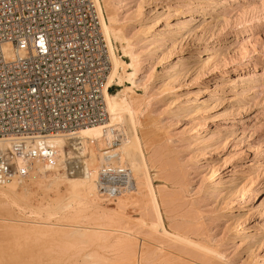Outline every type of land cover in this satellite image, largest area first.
Segmentation results:
<instances>
[{
	"label": "rangeland",
	"instance_id": "374dc122",
	"mask_svg": "<svg viewBox=\"0 0 264 264\" xmlns=\"http://www.w3.org/2000/svg\"><path fill=\"white\" fill-rule=\"evenodd\" d=\"M106 1L140 59L138 94L149 102L140 136L163 227L219 254L205 264L264 262V0ZM18 182L17 202L0 199V264H127L122 240L130 236L136 264L203 261L197 250L176 249L144 229L142 221L154 222L144 195L121 209L104 199L110 219L87 208L67 222L68 211L52 204L64 199L63 187ZM65 224L103 234L84 242L57 229L31 230Z\"/></svg>",
	"mask_w": 264,
	"mask_h": 264
},
{
	"label": "built area",
	"instance_id": "2783aa9c",
	"mask_svg": "<svg viewBox=\"0 0 264 264\" xmlns=\"http://www.w3.org/2000/svg\"><path fill=\"white\" fill-rule=\"evenodd\" d=\"M109 50L93 0H0V186L26 178L35 161L54 162L45 139L106 120ZM122 135L115 133L110 148ZM84 159L63 162L76 176ZM94 183L114 200L132 191L131 172L99 162Z\"/></svg>",
	"mask_w": 264,
	"mask_h": 264
},
{
	"label": "bare ground",
	"instance_id": "6f19581e",
	"mask_svg": "<svg viewBox=\"0 0 264 264\" xmlns=\"http://www.w3.org/2000/svg\"><path fill=\"white\" fill-rule=\"evenodd\" d=\"M93 1L96 5V9H97V12L100 18L102 32H103V36L108 46L109 58H110V63H111V69L107 77L106 87H113V86L119 87V89H117L115 92L106 91L104 93L106 112H107L106 120L103 123L82 126V127H78L74 129L73 131H67L65 133L47 137L45 139V143L47 145H51L55 147L57 149V153L59 157L54 162H50V163L35 161L28 177L23 178V179L14 178L9 184L5 186H0V199L2 198V199L9 200L11 202H17L20 197V195L18 194L19 195L18 197L16 193V187L17 185H19L18 181H23L25 179L34 178L36 181V185L38 187H43L45 189L54 188L56 191H58L59 187L64 188V192L62 191L63 194L61 193L62 194L61 196L57 194V196L62 197L65 193L64 199L61 200L60 198L56 197V200H54L52 204H53V207H54V204H55V207L60 205L61 211L62 210L68 211L67 217L64 218L65 221L74 222L78 217L81 216V213H83L87 208H93L98 211L101 210L99 217L100 219L101 218L103 219L104 217H107L106 213H109V210H105V208L102 206L105 200L102 196L98 194L95 183H94V179H95V173H96L99 162L103 159H110L112 163L122 165L123 168H126L131 172L134 186L131 192L126 193L123 196L116 198L115 200H106V201L109 203H113V205H115L117 209H121L123 208L124 205L127 206L129 202L137 198V196L144 195L146 197L145 200H148L151 206V209H152L151 213L153 214V217H154L153 219L154 222L152 223L150 222V225L147 224L146 222L147 220L146 221L144 220L145 222L142 221V224L140 223L141 225H144L143 226L144 229L146 227H147L146 228L147 230L153 229L154 232L153 230L151 232L152 233L157 232L162 239L161 240L159 238L161 242L165 241L166 243H172L175 245L176 249H177V246H179V248L184 247V250L189 248L191 251V254L194 251V249L197 250L198 252L194 251L193 253L200 254L203 257V261L201 264H205L206 262H209L217 258L219 254L215 250H212V248L209 249L204 244L194 243L193 241H190L188 238H185L179 234L173 233V230L168 232L163 227L157 198H156L155 191L152 185L151 177L148 172V166H147V161H146V157L144 153V146H143L142 138L140 136V132L144 130L143 121H142V118H144V108H146L149 103L148 99H146L145 97L146 92L143 91L144 93L142 95L138 94V88H139L138 77H139V73L141 70L140 59H139V56H137V54L134 52L133 46L129 43L127 39H125L122 32L120 31L118 27V20L116 16L114 15V13L112 12L109 4H107V1L106 0H93ZM119 53L122 54V57L125 60L121 58ZM156 63H157L156 66L159 67L163 64V60L160 59ZM115 133H120L122 135V139L120 141L121 143L116 148L114 147L110 148L111 142L113 141L115 137ZM7 149H8L7 144L0 141V153L6 151ZM76 155L84 159V169L81 171V173H79L76 176H68L64 173H60V170L62 169V166H63V162ZM49 175H54L53 176L54 178L50 179ZM212 177H213V174H211V178ZM21 185L20 187H22ZM216 185H217L216 183H212L209 189H214ZM21 189H22L21 191L23 194L24 192H27L26 187L24 185H23V188ZM21 191L19 192L21 193ZM25 195L23 196L25 197ZM50 205L51 204H47L45 206V209H47L48 207L52 208V206ZM110 213H113V212H110ZM115 215L117 216V214ZM107 218L110 219V217H107ZM111 220H109V222ZM102 224H101L102 227L105 226V224L104 225ZM120 224L121 223H118V226ZM55 225L57 226V224ZM132 228L133 226L131 227V229ZM148 228H151V229H148ZM38 229H42L45 232H52V231H55L54 229H57L56 230L57 232L66 233L68 234V236L73 237V239H75L74 237H76L80 240H86L84 242H89V239H91L90 240L91 242H94V240L97 241L99 239V236L100 235L102 236L103 234L95 230L94 227H93L94 230L91 229V226L89 228L88 225L87 227L85 226L81 227L79 225L65 224V225H62L60 228H53L51 226L48 227V226L37 225V226H33L31 230L39 231ZM106 229L109 230V228H106ZM115 231H116V228H115ZM118 233H120V231ZM126 233L128 232L126 231ZM64 238L66 239L70 237L65 236ZM93 238L94 240H92ZM130 238L133 239L132 236H130ZM135 238L136 237H134L133 239L134 242L131 239V242L133 243L129 242V240L127 242H125V240H122L124 241V243H126V247H128L127 250L124 249L125 252L126 251L128 252V255L125 254V257L127 258V262H128L127 264H136L135 261H137L136 259L139 258L136 256V252L134 249L136 248V245L133 246V244H135V241H136ZM159 240L157 242H159ZM81 242L82 241H80L79 243L81 244ZM143 243L144 245L146 244V242H143ZM91 244L92 243H90V245ZM57 247L58 245L56 246V248ZM145 248L146 247H144L143 250L142 249L141 250L144 252L147 251V248L146 249ZM151 249H150V252H151ZM62 250L64 249L62 248ZM141 250L139 251V253H142ZM186 252H183V253H186ZM186 254H188V252ZM190 256H194L198 258L199 255L197 256L190 255ZM88 257H93V256L89 255ZM92 259L93 258H91V260ZM97 259L99 260L100 258H97ZM88 263H90V261ZM95 263L96 262H94V264ZM99 263H101L100 260H99ZM259 264H264V262L261 261L259 262Z\"/></svg>",
	"mask_w": 264,
	"mask_h": 264
}]
</instances>
